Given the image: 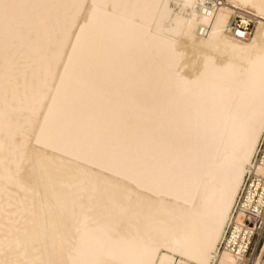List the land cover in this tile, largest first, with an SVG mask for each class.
Masks as SVG:
<instances>
[{"label":"bare ground","instance_id":"6f19581e","mask_svg":"<svg viewBox=\"0 0 264 264\" xmlns=\"http://www.w3.org/2000/svg\"><path fill=\"white\" fill-rule=\"evenodd\" d=\"M263 130L264 0H0V264H209Z\"/></svg>","mask_w":264,"mask_h":264},{"label":"built area","instance_id":"2783aa9c","mask_svg":"<svg viewBox=\"0 0 264 264\" xmlns=\"http://www.w3.org/2000/svg\"><path fill=\"white\" fill-rule=\"evenodd\" d=\"M251 23L241 24L232 17L230 28L236 39L251 32ZM264 245V130L229 212L222 235L209 264H225L222 254L231 257L229 264H253Z\"/></svg>","mask_w":264,"mask_h":264},{"label":"water","instance_id":"95a60500","mask_svg":"<svg viewBox=\"0 0 264 264\" xmlns=\"http://www.w3.org/2000/svg\"><path fill=\"white\" fill-rule=\"evenodd\" d=\"M45 49H46V47L44 44L39 45L38 50H37L38 51L37 55L43 54ZM82 83L84 84L83 81H82ZM144 124H142V123H138V124L137 123H128V124L123 125L122 127L124 128L123 130L125 131V134H121V136L118 138L117 144H122L125 147H129L135 140H138V134H139L138 131H142V129L143 130L145 129L143 127ZM140 127H142V128H140ZM148 138H149V136H147V137L145 136L143 139L147 140ZM106 148L108 149L109 147L106 146ZM24 164H26V162Z\"/></svg>","mask_w":264,"mask_h":264},{"label":"rangeland","instance_id":"374dc122","mask_svg":"<svg viewBox=\"0 0 264 264\" xmlns=\"http://www.w3.org/2000/svg\"><path fill=\"white\" fill-rule=\"evenodd\" d=\"M253 24H250V28H251V32H252V30H253ZM34 146V145H33ZM25 147H28V145L27 146H25Z\"/></svg>","mask_w":264,"mask_h":264}]
</instances>
